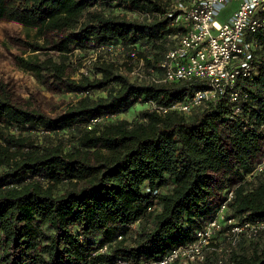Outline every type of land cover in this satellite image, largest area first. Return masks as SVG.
I'll list each match as a JSON object with an SVG mask.
<instances>
[{
  "label": "trees",
  "instance_id": "16d2710c",
  "mask_svg": "<svg viewBox=\"0 0 264 264\" xmlns=\"http://www.w3.org/2000/svg\"><path fill=\"white\" fill-rule=\"evenodd\" d=\"M176 2L188 0H0V21L35 30L13 39L28 52L16 64L72 95L52 115L0 79V264L157 260L191 241L230 190L226 217L264 219V31L246 35L257 71L237 79L235 102L225 91L185 112L153 109L204 85L131 77L127 60L99 55L72 77L108 45L135 51L159 76L165 35L181 29ZM137 102L147 107L133 119L117 116ZM40 130L56 142H39ZM223 254L194 264H264V230Z\"/></svg>",
  "mask_w": 264,
  "mask_h": 264
},
{
  "label": "built area",
  "instance_id": "2783aa9c",
  "mask_svg": "<svg viewBox=\"0 0 264 264\" xmlns=\"http://www.w3.org/2000/svg\"><path fill=\"white\" fill-rule=\"evenodd\" d=\"M232 2L236 3V8L231 16L219 21V10ZM179 20L181 29L165 35L172 46L166 50L159 63V76H155L156 71L152 68H145L144 59L137 57L135 51L128 53L131 55L127 58L131 64L130 74L139 79L151 77L155 82L197 80L204 87L194 90L186 100H176L168 107L150 106L160 111L172 109L185 112L204 101L217 99L225 91H229L231 101H237V79H251L257 71L254 43L247 40L246 35L264 31V0H188L179 9L173 26L178 27ZM114 48L121 49L119 45L99 47L94 52V59L98 51ZM157 192L154 190L153 194ZM232 194V190L227 192L213 217L196 230L191 241L172 248L157 260H122L113 264H194L202 262L211 250L229 253L241 237L254 238L264 230V219L238 224L234 218L225 216L226 205ZM220 235L225 236L226 243H217L216 238Z\"/></svg>",
  "mask_w": 264,
  "mask_h": 264
},
{
  "label": "rangeland",
  "instance_id": "374dc122",
  "mask_svg": "<svg viewBox=\"0 0 264 264\" xmlns=\"http://www.w3.org/2000/svg\"><path fill=\"white\" fill-rule=\"evenodd\" d=\"M174 3V2H173ZM177 5H173V8L179 12L182 8L178 2ZM236 8V3H227L218 13L217 19L219 21L225 20L231 12ZM118 16L122 18H132L137 16L136 13L128 10H118ZM180 19V18H179ZM178 27L181 26V20ZM35 36V30H28L21 24L13 21H0V79L8 83L12 89L15 97L22 103H29L34 106L41 108L49 114L55 115L62 113L66 103L71 99L72 95L70 92L52 93L47 90L37 78L29 71L23 70L15 62V57L18 55L26 56L28 52H24V48L20 47L13 39H33ZM96 56H102L103 58L118 59L119 61L127 60V53L125 50L114 48L108 50H101L96 53ZM95 53L89 55V58L83 62L82 66H77V69L72 70V77H78L80 73H85L90 60H94ZM73 69V68H72ZM71 73V72H70ZM129 76H131L129 72ZM132 77V76H131ZM147 105L137 102L132 105L128 111L117 114V116L124 117L127 119H133L138 115L141 109H144ZM45 131H38L39 142H56L57 137L52 133L47 134L49 137H44ZM47 132H45L46 134ZM264 157L261 158L256 169L263 168ZM225 236L220 235L216 238L217 243H226Z\"/></svg>",
  "mask_w": 264,
  "mask_h": 264
},
{
  "label": "crops",
  "instance_id": "0c3cea01",
  "mask_svg": "<svg viewBox=\"0 0 264 264\" xmlns=\"http://www.w3.org/2000/svg\"><path fill=\"white\" fill-rule=\"evenodd\" d=\"M223 7H224V6H223ZM223 7H222V8H223ZM222 8H221V9H222ZM221 9H220V10H221ZM220 10H219V11H220ZM232 12H233V11H232ZM232 12H231V14H232ZM218 13H219V12H218ZM218 13H217V15H218ZM231 14H230L226 19H228V18L231 16ZM226 19H225V20H226ZM223 21H224V20H223Z\"/></svg>",
  "mask_w": 264,
  "mask_h": 264
}]
</instances>
